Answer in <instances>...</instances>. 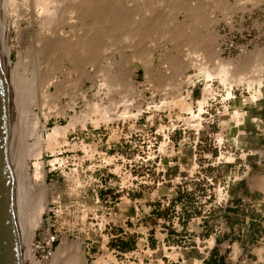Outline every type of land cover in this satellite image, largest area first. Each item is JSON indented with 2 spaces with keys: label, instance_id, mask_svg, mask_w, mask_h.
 Returning <instances> with one entry per match:
<instances>
[{
  "label": "bare ground",
  "instance_id": "6f19581e",
  "mask_svg": "<svg viewBox=\"0 0 264 264\" xmlns=\"http://www.w3.org/2000/svg\"><path fill=\"white\" fill-rule=\"evenodd\" d=\"M210 1L213 2L212 6L206 10V7L210 5L188 7L181 0H139L137 6H135L136 4L133 6V3L130 4L128 0H32L33 12L37 14V17L32 18L38 26V40L36 39V41L40 43L41 48L36 53L38 59L34 57L35 54L32 57L34 60L36 59L35 61H39V58L44 56L45 62H48L50 66L47 75L44 74L43 78L39 77L38 81L37 73H35L36 76L34 74L22 76L20 75L22 72L18 71L20 73L18 75L17 65L14 69L10 61L9 49L5 48L6 32L4 33V31L8 30V27L14 22V19L12 23L6 21V11L15 13L19 8L23 11L19 15L15 13L17 15L15 20L17 19L18 24L20 17L23 19L29 17L31 1L2 0L0 52L7 77L8 98L17 135L11 170L15 186L16 215L22 242V264H43V261L36 257L33 242L37 230L44 224V214L49 211L47 172L41 158L47 150L56 151L58 145H55L54 139L60 138L62 132L66 137L71 129H75L77 125L85 127L89 121L95 126H99L101 123L109 124L118 119L138 118L144 112L141 100L144 99L145 94L141 91L137 92L138 86H135L134 80L130 76L132 72L127 67L128 61L126 62L127 66H124L128 68L126 72L124 67H120L122 65L118 64L117 68L115 62L117 52L122 56L127 49L133 48L132 51L134 50L135 53L131 57L135 64L140 61L146 63L152 61L146 70L149 82H152L154 88L155 86L160 88H156L159 90V94L163 91L166 93L163 96L169 95L173 99L170 102L164 101L165 103L161 104L163 106L184 99L183 92L186 90L184 87L195 78V75L187 76L188 70L191 68L200 70L206 84L203 97L197 103V111L192 112V116L198 118L196 121L202 119L201 115L205 110V105L213 93L209 88L210 81L219 80L228 90L225 100L232 99L233 93L229 91V88L234 86H243L253 91L258 83L263 85L264 48H257L250 54L244 52L243 58L237 61L223 59L219 38L210 29L214 21L212 15L214 10H220L224 16L227 15L226 17L229 18L237 6L229 5L228 0ZM239 2V7L244 8L243 10L247 9L242 0ZM254 2L258 5L264 0H253ZM253 5L255 6V4ZM181 14L184 15V21L179 20ZM6 15L8 14L6 13ZM203 31L205 33H202ZM104 42L106 43V52L109 54L108 59L104 58L106 63H101L103 60L101 45ZM169 43L175 45L173 50L176 49L177 53H181V50L186 51V57L181 59L178 54L173 56L171 54V58L169 55L171 59L168 57L167 62L169 60L171 62V68L169 67L171 72L169 71L167 76L157 78V72L155 73L157 67L155 68L153 60L160 49H168ZM185 47L186 49H184ZM60 52L62 53L61 58H59ZM129 53L130 56L133 52ZM41 60L40 63H43ZM66 61H69L72 65L68 63L72 67L65 70V73L62 72L69 77L62 80L57 76V72L64 68L63 65ZM119 62L121 64L123 61ZM38 64L36 63L37 67ZM96 64L101 66L98 72L95 71ZM90 67L93 69H89ZM169 68L167 67V70ZM71 71L77 74L76 78H71ZM32 72L34 71L32 70ZM162 74L165 73L162 72ZM201 74L199 73V75ZM146 77L145 79H147ZM87 81H90L92 85L86 91L84 86ZM153 82H156V85H153ZM97 86H99V90L93 95L99 98L100 103L93 104L91 101H86L89 90H94ZM53 87L54 91L52 92ZM166 91H170L171 94ZM66 95H70L71 102L59 108L60 110L55 106L47 105L48 103L54 105ZM152 96L155 97L153 94ZM105 99H107L108 106L105 105ZM79 100L87 103L85 105H88V110L81 114L75 112L74 115H70L69 112L75 111L78 107ZM122 104L124 110L119 113L117 108ZM190 104L193 103L190 102ZM53 107L54 111L55 109L59 111L56 114L70 120L67 126L56 125L51 128V132L46 137L47 124L51 115H54L52 114L53 110L51 111ZM160 107L155 106L156 109H160ZM132 108H135L137 112L133 113ZM235 114L236 121L239 123V118L244 113L235 109ZM197 126L200 128L201 124L198 122ZM221 157L226 158L223 154ZM33 159L36 160L34 173L31 172L30 164ZM227 160L231 161V158H227ZM56 161L59 159H55L53 162ZM263 182V179H258L257 186L258 184L262 185ZM129 204L130 201L123 203V207L126 206L123 211L127 210ZM50 257H52L50 264H89L82 244L70 242V240L66 242L64 238L61 239V244L57 249L51 251ZM262 258L264 259V256ZM113 263L117 264L114 258L112 259ZM201 264L203 263L201 262Z\"/></svg>",
  "mask_w": 264,
  "mask_h": 264
},
{
  "label": "rangeland",
  "instance_id": "374dc122",
  "mask_svg": "<svg viewBox=\"0 0 264 264\" xmlns=\"http://www.w3.org/2000/svg\"><path fill=\"white\" fill-rule=\"evenodd\" d=\"M31 1V2H30ZM136 1V3H135ZM139 0H128L130 4L134 6H137ZM185 5L187 4L188 7H199L201 5H210L207 8H210L213 2L210 0H181ZM187 1V3H186ZM213 1V0H212ZM227 1V0H225ZM248 1V0H247ZM246 0H242V2L245 3L247 9L243 10L242 7H239V0H228L227 3H230L229 5H233V7L237 6V9L233 11L234 15H241L243 13L252 11L248 14V16L251 17V19L247 18L248 20L245 22V27L252 26L253 22H261L264 20V2L258 3H252L255 4V6ZM31 3V6H29V17L26 18H19V23L17 24V19L15 20V17L17 18V15H19L20 12H23L22 10H19L15 13L6 11L8 15L5 13L6 21H10L8 27V30L4 31L5 33V48L7 47L10 52V61L13 64V68L17 65V74L24 75V76H30L31 74L37 75L38 81L39 77L43 78V75H47L49 72V63L45 62V57L41 56L39 58V61H35L38 59L37 50L40 48V43L36 41L38 40L37 37V31L38 26L35 23V21L32 19L34 17H37L36 12H33V4L32 0H29ZM28 2V3H29ZM247 2V3H246ZM253 5V6H252ZM205 7V6H204ZM203 7V8H204ZM118 8V7H116ZM202 8V9H203ZM240 8V9H239ZM252 8V9H251ZM205 9V8H204ZM119 10V9H116ZM10 13V14H9ZM13 13V14H12ZM12 14V15H11ZM10 15V16H9ZM14 15V16H13ZM214 18L213 25L210 26V29L214 31L220 42L221 36L218 34L219 31V23L220 21L226 17L224 16V13L220 12V10H214V14L212 15ZM30 18V19H29ZM14 19V20H13ZM215 19H217L215 21ZM13 20V21H12ZM30 20V21H28ZM179 20L184 21V15L181 14L179 16ZM33 22V23H31ZM215 23V24H214ZM14 24V25H13ZM17 28H16V25ZM35 24V25H34ZM66 29V28H65ZM8 31V32H7ZM202 33H205L204 31ZM38 42V43H37ZM39 44V45H37ZM101 49L105 52H101V56L103 57L101 60V63L105 62L104 58L108 59V52H106V43L104 42L101 45ZM42 47V46H41ZM105 48V49H104ZM171 48V49H170ZM175 48V45L173 43L168 44V49H160L154 58V65H155V73L156 77H164L167 76V74L170 71L171 68V62L170 60L167 62V59L170 58L171 54L172 56L175 54L181 58L184 59L187 53L186 51H182L181 53H177L178 51L173 50ZM257 48H264V44H262L260 47ZM257 48L253 49L252 51L245 52V54H250L254 52ZM133 48L127 49L125 53L120 55V53L117 52L115 55V62L117 64V68L119 65H122L120 67L128 66L131 69V77L134 80V84L137 87V92H143L145 94V97L143 100V114L140 115L138 118H132V119H118L107 123H101L99 126H95L91 121L87 122L86 126L83 127L82 125H77L75 129H71L67 136L65 137L64 132H62V135L58 139H54L55 145H58V147L55 149L56 151H50L47 150L43 153L41 162L45 164V169L47 172L46 176V182L49 186V210L50 207L52 208V201L56 198L58 194L62 196V210H59V213L57 216H54L52 213L48 215L47 213L44 214V224L43 226L37 230L35 238H34V244L36 242H41V244H44V240L46 238V233L51 229V231L54 234L59 235V240L54 245V251L57 249V247L61 244V239L64 238L66 242L70 240V242L74 241L80 242L82 244L84 251L86 252V259L89 264H112V259L114 258L117 261V264H201L200 260L197 258V255H193L194 251H199L198 249H194L197 247V244L194 242L197 240L199 235H202L203 232H200L203 226H208L211 224L214 228V233L217 235H222L219 231L222 230L221 228L224 226V229L228 230V227L232 229V227L236 226L238 224L237 220L228 221L224 218V224H222V220H219L221 218L222 212L220 210H214L212 216L205 220V222L199 221H191L187 219L186 221L180 222L179 227L177 228V232L172 229L173 223L170 224L169 233L166 235L165 228L167 226L161 224L158 219L160 218V213L158 211H151L149 215L148 207L150 203L141 204L139 207L142 208L140 210V217H136V210L133 209L129 210L128 215L132 216L134 219L133 221H126L127 218L123 209V204L121 205L122 213H120L119 217L114 219L116 221V226H113V223L108 213L110 209V205L105 204L101 206L100 211H96L97 205H95V199L94 194L95 192L93 189H95L94 186H91V188L87 189L86 196L83 195L81 191L83 190H77L76 182L80 181V178L83 179L84 175L81 173L76 174V172L69 173L70 170H73V168L76 167V164H82L84 160V169H94L96 165H99L102 161L101 153H107L109 156L119 152V153H126L128 152L131 154V156H136L138 154L145 153H164L167 155H172L170 158H166L167 161H173V162H179L181 163L185 168H188L187 166H190L191 157L195 150L197 151H206V152H213L214 156L218 154V151L220 150L218 147V142L216 141L219 139L221 143L222 150L221 151H234L237 153H240L245 148V143L249 142L252 137V143L254 147L249 150H260L261 145L263 144L262 138L264 137V124H260L256 120H252L251 118L253 116H257V114H263L264 113V83L263 85L261 83H258L255 86V89L253 91L248 90V88H244L243 86H234V89L236 90V96L237 98L228 104V111H226L223 115H221L218 118V122L215 125H211L208 127L206 124H203L201 127L200 137L195 133V127L198 128L196 119L192 116L193 111H197L198 104L197 101H200L203 96V88H204V81L203 76L198 69L191 68L188 70L187 76H194V81H190L187 86H185V89H188V94L185 93V90L183 92V98L175 103L169 104V105H161L165 102L173 101L172 97L163 96L166 95L165 92H160V89L155 86V88L152 86V82H149L148 80V73H146L147 66L149 63H152V61L146 63V62H136V64L133 62V56L135 51ZM186 49V47L184 48ZM183 49V50H184ZM129 52L131 55L129 56ZM172 52V53H170ZM35 54V56H34ZM106 54V56H105ZM120 56H119V55ZM125 56L123 57V55ZM118 55V56H117ZM128 55V57H127ZM162 55V56H161ZM170 55V56H169ZM36 57L34 58L32 57ZM62 57V53H59V58ZM159 56V57H158ZM171 56V58H172ZM244 53L242 56L238 58H234L231 60H240L243 58ZM123 57V59H122ZM130 57V58H129ZM162 57V60H160ZM169 57V58H168ZM44 60L42 61L41 60ZM121 60L124 62H120ZM129 58V59H128ZM170 58V59H171ZM165 61H164V60ZM41 62L43 63H40ZM130 60V61H129ZM225 60H230L229 58H225ZM128 61V62H127ZM69 61H66L64 63V68H62L60 71L57 72V76L61 77L62 80H65V78H69L64 73L65 70L71 68L72 64L70 65L68 63ZM127 62V63H126ZM157 62V63H156ZM161 62V64H160ZM36 63L40 66L37 67ZM51 63V62H50ZM106 63V62H105ZM104 63V64H105ZM123 63V64H122ZM132 63V64H131ZM48 64V66H47ZM119 64V65H118ZM102 65V64H101ZM161 65V66H160ZM27 66V68H26ZM36 67V68H35ZM68 67V68H67ZM100 64H96L95 71H99ZM124 67V71L126 72V69L128 68ZM135 67V68H134ZM167 67L169 70H167ZM46 68V69H45ZM15 69V68H14ZM36 69V70H35ZM93 69V68H89ZM98 69V70H97ZM26 70V71H25ZM32 70L34 72H32ZM162 70V71H161ZM164 70V71H163ZM20 73H19V72ZM30 71V72H28ZM36 71V72H35ZM47 71V72H46ZM69 71V70H68ZM27 72V74H26ZM32 72V73H31ZM41 72V73H40ZM46 72V73H45ZM64 72V73H62ZM161 72V73H160ZM164 72L165 74H162ZM171 72V71H170ZM37 73V74H35ZM199 73L201 75H199ZM62 74V75H61ZM71 71L70 75L71 78H76L77 74ZM159 75V76H158ZM199 75V76H198ZM147 76V77H146ZM145 77L147 79H145ZM23 78V77H22ZM198 79V80H197ZM148 80V81H147ZM216 81L215 85L217 89H219L218 93L224 95L223 92L226 91L224 89L225 87L220 83L219 80ZM150 83V84H149ZM156 82H153V85ZM91 82L87 81L84 89L87 91L89 87L91 86ZM99 85V83H98ZM156 85V84H155ZM153 87V88H152ZM190 87V88H188ZM224 87V88H223ZM157 88V89H156ZM153 89V90H152ZM99 90V86H97L94 90H89V93H87L86 101H91V103H100L99 98L94 96L95 92L97 93ZM143 90V91H142ZM193 90L192 95L189 94L190 91ZM54 91V87L51 90ZM157 92V93H156ZM167 93L171 94L170 91H166ZM155 93V94H154ZM155 95L154 96H152ZM189 95V97H188ZM191 95V97H190ZM96 97V98H95ZM70 100V101H69ZM154 100V101H153ZM192 100V101H191ZM239 100V101H238ZM165 101V102H164ZM219 101V100H218ZM61 102V103H60ZM71 102L70 95L63 96L60 100H58L54 105L47 104L48 106H55L60 110L59 108H62V106H65ZM105 105L107 104V99H105ZM192 102L193 104H190ZM237 102V103H235ZM51 103V102H50ZM87 103H84L83 100L78 101V107L75 111H70V115H74L75 112L77 114H81L82 112H85V110H88V105H85ZM90 104V103H89ZM85 105V106H84ZM160 107V109H156L155 106ZM160 105V106H159ZM245 105V109L249 112L248 114H244L239 118V123L236 121L235 117V109L238 107ZM230 106V107H229ZM87 108V109H86ZM124 106L118 105L117 110L121 113ZM221 108L220 103H216L214 105V110L211 112L213 113L215 109ZM259 108H262V110H258ZM53 110V111H52ZM55 109H51L53 116L51 115L49 122L47 124L48 131L45 132V136L47 137L48 133L51 132V128H54L56 125L61 126H67L69 122V118L62 117L59 115V111ZM131 111L133 113H136L137 110L135 108H132ZM55 112V113H53ZM56 112H58L56 114ZM205 112V110H204ZM203 112V113H204ZM202 113V114H203ZM56 115V116H55ZM58 115V116H57ZM247 115H250L247 116ZM228 116V117H227ZM206 118V116H204ZM221 118H228L230 120L235 119L236 124H244L249 130H246L245 132H240L241 137H247L246 141L242 140H235L233 135V130L225 129V131H222L219 129L218 125L221 123ZM230 125L232 122H229ZM107 124V125H106ZM96 127V128H95ZM232 127V125H231ZM244 127V126H243ZM163 129V131H162ZM250 132H253L252 134H249ZM258 133L259 135H255ZM219 134V135H217ZM125 141H128L126 144ZM33 142V141H31ZM68 143V144H67ZM76 144V145H75ZM256 146V147H255ZM45 145V149H46ZM84 153H87L89 156V159L84 157ZM262 156H264V153H261ZM258 158V156H256ZM59 158H63L62 160ZM55 159H59V161L53 162ZM36 160L33 159L31 164V169L34 173V164ZM61 163L63 165V172L57 171L54 173L48 172V163ZM238 163H241V161H238ZM264 164V162H262ZM255 170L259 171L261 174H259L260 177L255 176L256 178L254 180V184L256 188L261 189L264 192V182L262 185L257 186L256 181L258 179L264 180V167L261 165H255ZM229 170V168H227ZM260 169V170H259ZM91 171L85 175V179H89ZM172 175L179 174V169L175 168L173 169ZM243 174V168H240V170L236 171V175H242ZM90 175V176H89ZM230 175L227 170H225V173L221 177V175H218V180H221L223 177H227ZM250 174L247 173L246 177ZM95 176V175H94ZM93 176V177H94ZM74 186V188H73ZM168 188V186H167ZM167 188H165L163 191H160L161 194L164 192H167ZM155 191L154 188H152L149 193L145 196L144 199H151L156 194H153ZM156 193V192H154ZM104 194V193H103ZM85 197V198H83ZM231 197H232V191H231ZM141 199L142 194L141 193H135L133 195L134 199ZM255 217H251V219L254 220ZM208 222V223H207ZM227 222V224L225 223ZM251 225L257 222H250ZM260 225V224H259ZM232 226V227H231ZM261 226V225H260ZM208 226L207 228H209ZM125 228H128L132 231V234H129L127 237H119L117 239L112 238V235L121 234ZM210 229V228H209ZM226 230V234L227 231ZM261 231V230H260ZM242 235V234H241ZM68 236V238H66ZM195 237V238H194ZM217 239V243L225 242L227 235H225V238L221 237ZM214 242V238H212ZM212 239H209L210 241ZM240 237L237 235L234 236L233 241H229L225 243L226 247V254L225 257L227 258V261L229 264H264V259L262 256H264V230L261 234V232H257V236H255L253 239H251L250 243L245 247L244 242H240ZM201 242L205 241L207 239H200ZM199 241V240H198ZM215 243V242H214ZM213 243V245H214ZM202 246H211L208 242H205V244H202ZM120 247V253L115 258V254L112 253V250L116 247ZM181 247L182 249H175L176 247ZM194 247V248H193ZM187 248V249H186ZM34 251L36 254V257L38 260L43 261V264H50L52 257L47 259L45 257L46 252H43V249H36L34 246ZM263 251L262 253L260 251ZM225 251V250H224ZM238 252V256L236 254ZM124 253H133L132 258H125ZM234 253V254H233ZM261 253V254H260ZM237 256V257H236ZM112 257V258H111ZM237 258V259H236ZM191 259V260H190ZM165 262V263H164ZM115 264V263H113Z\"/></svg>",
  "mask_w": 264,
  "mask_h": 264
},
{
  "label": "built area",
  "instance_id": "2783aa9c",
  "mask_svg": "<svg viewBox=\"0 0 264 264\" xmlns=\"http://www.w3.org/2000/svg\"><path fill=\"white\" fill-rule=\"evenodd\" d=\"M250 12L252 13V11H249L229 18L223 17L220 21L218 34L221 36V56L223 59L238 58L244 52L252 51L264 44V20L261 22L255 21L252 26L245 27L247 18L251 19L248 16ZM209 83V88L213 93L205 105V112L201 115L202 119L197 120L201 126L206 124L208 127L215 125L218 122V118L228 111L227 105L237 98L234 87L229 88V91L233 93L232 99L225 100L228 90L223 87L226 89L223 92L224 95L219 94V89L215 85L216 81H210ZM185 93L188 94V89L185 90ZM192 93L193 90L190 91L191 95ZM217 102L220 103L221 108L215 109L211 113ZM195 129V133L199 138L202 127H195ZM216 141L218 142L217 148L220 149L216 156H214L213 152L195 150L191 157L190 166H187L188 168H185L179 162L167 161L166 158H170L172 155L166 156L160 152L157 154L143 152L141 155L138 154L134 157L128 152H116L110 156L107 153H101L102 162L96 165L94 169L85 170L83 167L86 160H84L82 164H76V167L70 170L69 173L76 172V174L81 173V175H84L83 179L80 178V181L76 182L75 187L77 190H83L81 191L83 195L85 194L86 196L84 192L88 188L90 189L91 186L95 187L93 191L95 192V205H97L96 211H100L101 206L105 204L110 205L108 215L113 218L111 220L113 223L112 227L116 226L117 223L114 219L122 213L121 205L125 201H130V204L124 213L128 215L129 210H132L134 206L136 217L138 218L140 217V210L142 209L139 206L143 203H150L148 207L149 215L153 210L160 213L161 216L158 221L167 226L165 228V234L168 235L170 231L168 227H170L171 223H173L172 229L177 232L180 222L189 219L193 222L199 221V223H203L212 216L214 210L224 211L227 209L231 203V187L234 183L242 180L246 176L247 173H243L240 176L236 175V171L241 167L238 161L244 162L249 156L255 155V151L247 150L245 154L243 151L240 153L229 150L221 151L222 145L219 139ZM125 143L127 144L128 141H125ZM222 154L226 158L221 157ZM84 157L89 159L87 153H84ZM227 158H231V161H228ZM59 159L62 160L63 158ZM48 167V172L50 173L57 171L63 172V165L59 162L55 164L48 163ZM175 168L179 169V174L172 175L171 173ZM225 170L230 175L218 180V175L222 177ZM88 171H91L90 175L95 176L89 175V179H85ZM152 188L155 189L154 192H156V195L150 200L144 199L149 193L148 191ZM165 188H167V192L161 194L160 191H163ZM135 193H141L142 198L133 200ZM61 202L62 196L58 194L52 201L53 207H50L47 214L50 215L52 213L54 216H57L59 210L63 208ZM126 217L125 222L128 220L133 221L134 219L129 215ZM221 229L219 231L220 233L226 232L224 226ZM129 234H132V231L125 228L121 234L112 235V238H124ZM58 240L59 235L54 234L49 229L46 233L44 244L36 242L34 246L36 249H43V252H46L45 257L49 259L51 251L54 250V245ZM194 242L197 246H200L202 243L201 241ZM177 248L182 249L178 246L175 249ZM119 249L120 247L116 246L112 250L115 258L118 254H121ZM132 254L124 253L122 255L125 258H132ZM203 261L201 262L203 263Z\"/></svg>",
  "mask_w": 264,
  "mask_h": 264
},
{
  "label": "crops",
  "instance_id": "0c3cea01",
  "mask_svg": "<svg viewBox=\"0 0 264 264\" xmlns=\"http://www.w3.org/2000/svg\"><path fill=\"white\" fill-rule=\"evenodd\" d=\"M237 103V102H235ZM245 105H242L237 108L244 114H248L251 111H248L244 107ZM258 110H262V108H259ZM250 117V115H247ZM228 117V116H227ZM252 120H257L260 124H264V113L263 114H257V116H253L251 118ZM229 122H232V127ZM244 126V127H243ZM219 129L222 131H225V129L233 130L234 139L236 140H244L246 141L247 137L243 138L241 137L240 132H245L246 130H249L243 123L242 124H236L235 119L230 120L228 118H221V123L218 125ZM253 132H250L249 134H252ZM255 135H259L256 133ZM250 141L245 143V148H243V153L249 149H252L254 145L250 142H252V137H250ZM263 144L260 146V150L255 151V155L249 156L244 162H241V167L243 168V173H249V176H244V178L240 181H237L233 184L231 187L232 191V197H231V203L227 209H225L222 212L221 218L219 220H222V224L225 225L224 218L228 221L237 220L238 224L234 227L229 228L228 232L222 233V235H217L214 233V228L211 227L212 225L209 224L208 226H203L200 232H203L202 235H199L197 240L200 242V239H207L205 241H202V244H205V242H208L211 246L212 241L214 238V245L213 247L200 245L197 246L194 249H198L199 251H194L193 255H197L198 259L200 261H203V264H229L227 261V258L225 257L226 254V247L225 243L228 242V245L230 244L229 241H233L234 236L237 235L240 237V242H244L245 247L247 246L251 239H253L255 236H257V232H263L264 230V192L261 189H258L255 187L254 178L255 176L260 177L259 174H261L257 169L255 170V165H261L264 167V156L261 155V153H264V137L262 138ZM256 147V146H255ZM258 156V158L256 157ZM240 170V169H239ZM260 170V169H259ZM251 217H255L254 220L251 219ZM257 222L251 225L250 222ZM227 222H225L227 224ZM208 223V222H207ZM261 226H260V225ZM261 230V231H260ZM242 234V235H241ZM225 235H227V238L225 242L217 243V237L220 239L221 237L225 238ZM195 238V237H194ZM209 239H212L211 241ZM225 250V251H224ZM191 260V259H190Z\"/></svg>",
  "mask_w": 264,
  "mask_h": 264
},
{
  "label": "water",
  "instance_id": "95a60500",
  "mask_svg": "<svg viewBox=\"0 0 264 264\" xmlns=\"http://www.w3.org/2000/svg\"><path fill=\"white\" fill-rule=\"evenodd\" d=\"M2 0H0V15ZM17 135L0 52V264H22V242L11 170Z\"/></svg>",
  "mask_w": 264,
  "mask_h": 264
}]
</instances>
